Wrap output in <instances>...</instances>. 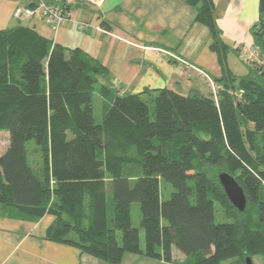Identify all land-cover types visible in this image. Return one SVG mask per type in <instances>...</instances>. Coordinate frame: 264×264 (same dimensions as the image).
<instances>
[{
	"label": "trees",
	"instance_id": "1",
	"mask_svg": "<svg viewBox=\"0 0 264 264\" xmlns=\"http://www.w3.org/2000/svg\"><path fill=\"white\" fill-rule=\"evenodd\" d=\"M188 3L210 30L222 67L214 79L217 100L169 89L119 95L104 104L101 123L93 97L98 75L107 72L103 64L27 26L0 31V132L10 135L0 154L2 208L32 221L54 216L49 240L109 264L127 253L190 264L173 258L174 246L194 257L192 264L264 256V68L253 62L252 74L232 73L214 1ZM254 35L264 60L263 26ZM32 139L43 155L40 176L28 160ZM222 172L244 188L245 212L229 201ZM162 180L174 187L166 201ZM134 202L140 228L132 225ZM217 204L225 215L220 221Z\"/></svg>",
	"mask_w": 264,
	"mask_h": 264
},
{
	"label": "crops",
	"instance_id": "2",
	"mask_svg": "<svg viewBox=\"0 0 264 264\" xmlns=\"http://www.w3.org/2000/svg\"><path fill=\"white\" fill-rule=\"evenodd\" d=\"M38 1L0 0V31L27 26L53 43L81 48L97 59L107 69L98 75L95 85L104 104L114 96L154 94L159 89L185 96L196 92L211 95L212 83L218 86L214 79L223 71L211 48L212 34L196 21L197 11L188 0L79 1L70 7V20L58 31L39 16L14 17L18 6ZM213 1L220 37L230 51L245 55L243 59L251 64L259 63L254 30L264 28L260 0ZM4 134L0 154L9 147L10 135ZM54 219L46 214L32 221L0 206V264H109L75 246L49 240L47 230ZM145 258L127 253L120 264H148Z\"/></svg>",
	"mask_w": 264,
	"mask_h": 264
},
{
	"label": "rangeland",
	"instance_id": "3",
	"mask_svg": "<svg viewBox=\"0 0 264 264\" xmlns=\"http://www.w3.org/2000/svg\"><path fill=\"white\" fill-rule=\"evenodd\" d=\"M243 56L245 55L243 54L239 55L237 53L234 54L232 51H230V55L228 57L229 66L233 69L235 74L238 76H247L249 74H252L253 69L255 67L254 64H251L246 59H243ZM261 65H263V68H264V60L260 59L259 57V66ZM15 74L17 75L18 73H15ZM257 76H259V74H257ZM98 89L94 93V97H93V112H94L96 123H101L103 119L104 103H103L102 97ZM205 90L211 91V89L209 88H205ZM218 90H219L218 88H214V90H212L213 94L215 95L214 97H216V100H217L216 94ZM236 93L237 92H235L234 94L237 97L238 95ZM143 98L144 100H147L149 97L147 96ZM4 133H6V131H2V134H0V145L2 147L5 142ZM26 147H27V155H28V160H29L30 165L32 166L36 174L41 175L43 172L44 161H43L42 151L39 145L37 144L36 140L32 139L27 142ZM173 191H174V187L169 182L165 180H162L160 182V193H161V199L163 201L168 200L171 197V194L173 193ZM108 199L110 201H112L113 199V191H112L111 184L108 185ZM131 216H132V225L134 227L140 228L142 215H141L140 204L138 202H134L132 204ZM223 216H225L224 211L221 208V206L217 204V221H220ZM140 233H141V237L143 238V231L141 230ZM118 235H119V238L121 239V232H119ZM174 249H175L174 256L176 259H179L180 261H187L190 264L195 262L194 257L187 258L186 255H184L182 252L178 250L177 247L174 246ZM145 259L146 261H148V264H161L160 261H157L155 259H147V258ZM263 262H264L263 255H256L252 258L253 264H262ZM165 264H171V263H165ZM221 264H247V263H246V257H244V258H232V259L223 261Z\"/></svg>",
	"mask_w": 264,
	"mask_h": 264
},
{
	"label": "built area",
	"instance_id": "4",
	"mask_svg": "<svg viewBox=\"0 0 264 264\" xmlns=\"http://www.w3.org/2000/svg\"><path fill=\"white\" fill-rule=\"evenodd\" d=\"M79 1L88 2L92 0H39L31 6H18L14 17L19 20H25L39 16L53 31H58L62 25L70 20V7ZM80 24L81 27H85L84 23ZM212 84L214 88H220V86Z\"/></svg>",
	"mask_w": 264,
	"mask_h": 264
},
{
	"label": "water",
	"instance_id": "5",
	"mask_svg": "<svg viewBox=\"0 0 264 264\" xmlns=\"http://www.w3.org/2000/svg\"><path fill=\"white\" fill-rule=\"evenodd\" d=\"M219 181L229 199V201L240 211L245 212L248 205V199L244 188L239 184L236 178L228 172L219 174ZM247 264H253L252 258H246Z\"/></svg>",
	"mask_w": 264,
	"mask_h": 264
}]
</instances>
